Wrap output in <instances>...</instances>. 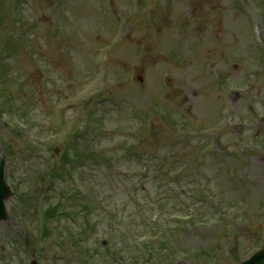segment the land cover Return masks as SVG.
Returning a JSON list of instances; mask_svg holds the SVG:
<instances>
[{
	"label": "rangeland",
	"instance_id": "rangeland-1",
	"mask_svg": "<svg viewBox=\"0 0 264 264\" xmlns=\"http://www.w3.org/2000/svg\"><path fill=\"white\" fill-rule=\"evenodd\" d=\"M5 5L4 14L0 8L5 16L2 31H12L11 47L16 51L6 62L12 78L9 90L17 96L25 120L55 132L48 142L60 154L59 144L68 131L80 121L84 124L85 117H94V129L84 139V147L101 150L112 162L88 160L82 173L107 206L127 218L134 213V203L163 197L165 187L189 192L195 182L210 183L220 201L213 203L214 208L237 200L245 204L238 215L241 222L231 220L226 232L227 223L215 230L205 223L215 209L202 211L203 224L185 236L183 245L209 250L236 244L233 254L240 257L256 246L257 238L264 245V211H260L264 203L261 208L258 204L264 195V152L235 156L242 142L252 145L255 127L251 124L264 116V57L253 40L260 39L264 46L259 3L6 0ZM8 14L34 26H16ZM123 20L128 25L119 24ZM29 51L45 69H38L27 56ZM137 74L143 75L142 84L135 80ZM25 89L30 91L28 97L22 96ZM87 102L92 107L84 112ZM147 110L158 115L151 133L139 134L145 138L136 155L124 153L122 146L134 140L132 122ZM169 117L176 124L173 128L166 124ZM0 118L9 122L6 113H0ZM235 123L246 128L238 133L231 126ZM256 126L264 129V124ZM13 138L12 129L0 123V148L12 142L17 151L22 149L23 144ZM159 163L164 167L155 168ZM190 170L200 177L191 178ZM60 197L51 196L50 204L62 201ZM66 202L74 205L79 199ZM66 208L67 213L78 210ZM98 221L99 239L107 236L109 226L100 214ZM222 255L220 264H235L230 253Z\"/></svg>",
	"mask_w": 264,
	"mask_h": 264
},
{
	"label": "flooded vegetation",
	"instance_id": "flooded-vegetation-1",
	"mask_svg": "<svg viewBox=\"0 0 264 264\" xmlns=\"http://www.w3.org/2000/svg\"><path fill=\"white\" fill-rule=\"evenodd\" d=\"M15 225V223H12ZM3 233H0V264H32L34 260V239L33 234L19 229L11 224L6 226ZM12 229L14 231H8ZM55 234H46L48 238ZM57 236V235H56ZM50 252V246H48ZM43 264H51L48 257L44 258Z\"/></svg>",
	"mask_w": 264,
	"mask_h": 264
},
{
	"label": "water",
	"instance_id": "water-1",
	"mask_svg": "<svg viewBox=\"0 0 264 264\" xmlns=\"http://www.w3.org/2000/svg\"><path fill=\"white\" fill-rule=\"evenodd\" d=\"M248 264H264V259H262L260 257H256L251 262H249Z\"/></svg>",
	"mask_w": 264,
	"mask_h": 264
}]
</instances>
